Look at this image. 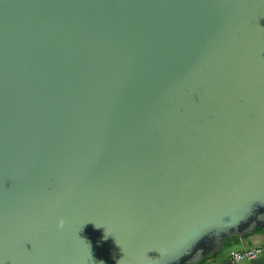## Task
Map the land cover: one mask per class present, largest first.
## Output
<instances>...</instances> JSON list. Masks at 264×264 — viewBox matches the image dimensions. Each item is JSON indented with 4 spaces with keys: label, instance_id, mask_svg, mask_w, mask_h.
Masks as SVG:
<instances>
[{
    "label": "water",
    "instance_id": "water-1",
    "mask_svg": "<svg viewBox=\"0 0 264 264\" xmlns=\"http://www.w3.org/2000/svg\"><path fill=\"white\" fill-rule=\"evenodd\" d=\"M258 230L264 0H0V264H197Z\"/></svg>",
    "mask_w": 264,
    "mask_h": 264
},
{
    "label": "crops",
    "instance_id": "crops-1",
    "mask_svg": "<svg viewBox=\"0 0 264 264\" xmlns=\"http://www.w3.org/2000/svg\"><path fill=\"white\" fill-rule=\"evenodd\" d=\"M261 231L258 230L251 234H244L241 237L230 236L226 238L220 248L206 255L197 264H206V262L210 264L212 261H220L221 264H229L231 251L264 244V236L257 235V233ZM235 264H264V261H262L260 254L258 258L252 261L243 260Z\"/></svg>",
    "mask_w": 264,
    "mask_h": 264
},
{
    "label": "built area",
    "instance_id": "built-area-1",
    "mask_svg": "<svg viewBox=\"0 0 264 264\" xmlns=\"http://www.w3.org/2000/svg\"><path fill=\"white\" fill-rule=\"evenodd\" d=\"M262 250H264V244L240 250H233L230 252L229 264H235L243 260L252 261L259 257Z\"/></svg>",
    "mask_w": 264,
    "mask_h": 264
},
{
    "label": "clouds",
    "instance_id": "clouds-1",
    "mask_svg": "<svg viewBox=\"0 0 264 264\" xmlns=\"http://www.w3.org/2000/svg\"><path fill=\"white\" fill-rule=\"evenodd\" d=\"M243 218L244 217H241L240 220L243 219ZM240 220H238L235 224H232V223H229V222L228 223H225L224 227L219 228V229H216V230H217V232L225 231V230H227L230 227L236 226V224H238L240 222ZM63 225H64V221L61 220L60 223H59V227H63ZM197 239H199V237H197L196 239H194L192 241V243H194ZM118 264H120V261L118 262Z\"/></svg>",
    "mask_w": 264,
    "mask_h": 264
},
{
    "label": "snow or ice",
    "instance_id": "snow-or-ice-1",
    "mask_svg": "<svg viewBox=\"0 0 264 264\" xmlns=\"http://www.w3.org/2000/svg\"><path fill=\"white\" fill-rule=\"evenodd\" d=\"M257 235L264 236V231L258 232ZM261 259H262V261H264V250H262ZM206 264H209V262H206ZM210 264H221V262L220 261H212V262H210Z\"/></svg>",
    "mask_w": 264,
    "mask_h": 264
}]
</instances>
